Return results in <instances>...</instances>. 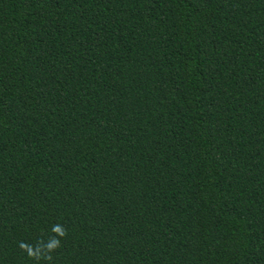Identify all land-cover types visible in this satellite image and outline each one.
Segmentation results:
<instances>
[{
	"label": "trees",
	"instance_id": "trees-1",
	"mask_svg": "<svg viewBox=\"0 0 264 264\" xmlns=\"http://www.w3.org/2000/svg\"><path fill=\"white\" fill-rule=\"evenodd\" d=\"M0 264H264V0H0Z\"/></svg>",
	"mask_w": 264,
	"mask_h": 264
},
{
	"label": "clouds",
	"instance_id": "clouds-1",
	"mask_svg": "<svg viewBox=\"0 0 264 264\" xmlns=\"http://www.w3.org/2000/svg\"><path fill=\"white\" fill-rule=\"evenodd\" d=\"M53 235L49 236L47 241H38L35 245L21 242L19 247L30 259L37 261L52 259V254L61 247V242L67 237V230L61 224H55L51 228Z\"/></svg>",
	"mask_w": 264,
	"mask_h": 264
}]
</instances>
